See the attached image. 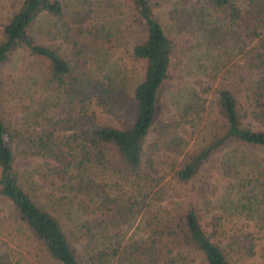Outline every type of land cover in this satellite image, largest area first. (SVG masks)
Listing matches in <instances>:
<instances>
[{"label":"trees","instance_id":"1","mask_svg":"<svg viewBox=\"0 0 264 264\" xmlns=\"http://www.w3.org/2000/svg\"><path fill=\"white\" fill-rule=\"evenodd\" d=\"M70 4H0V264H264V0ZM215 161L203 218L185 189Z\"/></svg>","mask_w":264,"mask_h":264},{"label":"rangeland","instance_id":"2","mask_svg":"<svg viewBox=\"0 0 264 264\" xmlns=\"http://www.w3.org/2000/svg\"><path fill=\"white\" fill-rule=\"evenodd\" d=\"M61 1L65 9H69L71 7L70 3L73 0ZM172 1L173 0H165V3H170ZM16 2H18V0H0V4L4 6L1 8H6L7 6L10 7V4H13V8H15ZM172 37L174 40V45L170 60V75L164 80V83L161 86L160 99L157 106V116L160 119L168 113L174 111L175 98L183 91L186 80L190 76L187 74L188 65L186 62H188V51L186 48L189 46L191 40H193L194 37L183 32L178 34L173 33ZM30 64L31 62L28 60V56L22 54L21 52H16L11 56L7 63L4 64L2 74L7 76L9 73H15L19 68H26ZM244 68L245 66L241 61L235 67V75L231 76L230 78L218 77L212 80V82L218 87L233 88V79L236 78L239 73H242ZM106 117L112 124H118V119L115 118L114 115ZM27 162L21 160L19 164L27 165ZM216 163L217 161H215V163L206 164L205 169L203 170V175L199 176V179L194 180V186H190L188 189H185L188 192V197L194 200L195 207L203 218L209 214L205 211V207L203 206L204 196L209 194V192L211 193V189H214L216 192H220L223 188L222 179L225 177L220 176V168L215 165ZM8 208L9 207L6 203V200L0 199V214H7Z\"/></svg>","mask_w":264,"mask_h":264}]
</instances>
